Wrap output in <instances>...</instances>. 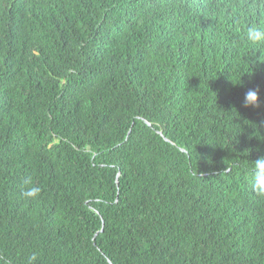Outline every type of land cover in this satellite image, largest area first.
<instances>
[{"label":"trees","instance_id":"1","mask_svg":"<svg viewBox=\"0 0 264 264\" xmlns=\"http://www.w3.org/2000/svg\"><path fill=\"white\" fill-rule=\"evenodd\" d=\"M262 25L264 0H0V264H264Z\"/></svg>","mask_w":264,"mask_h":264},{"label":"clouds","instance_id":"2","mask_svg":"<svg viewBox=\"0 0 264 264\" xmlns=\"http://www.w3.org/2000/svg\"><path fill=\"white\" fill-rule=\"evenodd\" d=\"M206 2H215L217 0H205ZM236 3H239V0H233ZM245 40L252 46H260L264 48V25L262 26H251L249 27L245 34ZM261 64H264V59L259 60ZM233 83V82H232ZM242 84V81L239 77L237 82L233 85ZM244 108H259L260 107V93L258 88H249L244 94L243 105ZM255 168L257 170V181H256V190L258 194L264 195V184L261 181H264V155H261L255 161ZM26 185H29L22 193L26 199L35 198L40 189L36 186H31L30 181H25Z\"/></svg>","mask_w":264,"mask_h":264}]
</instances>
